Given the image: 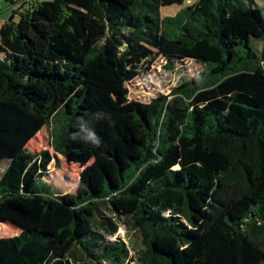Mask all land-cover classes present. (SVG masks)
Wrapping results in <instances>:
<instances>
[{"label":"trees","instance_id":"1","mask_svg":"<svg viewBox=\"0 0 264 264\" xmlns=\"http://www.w3.org/2000/svg\"><path fill=\"white\" fill-rule=\"evenodd\" d=\"M185 1L38 0L1 26L0 220L22 231L0 239V264H264V0L161 18ZM160 56L204 69L130 100ZM53 124L56 156L85 167L78 193L49 181L58 157L29 150ZM117 218L133 255L108 239Z\"/></svg>","mask_w":264,"mask_h":264},{"label":"rangeland","instance_id":"2","mask_svg":"<svg viewBox=\"0 0 264 264\" xmlns=\"http://www.w3.org/2000/svg\"><path fill=\"white\" fill-rule=\"evenodd\" d=\"M38 0H0V27L2 23L8 22L12 17L17 22L20 18L19 13L25 12L32 4ZM197 0H186L183 5H172L162 7L160 9L161 18L175 16L182 8L191 5ZM204 66L192 59L177 60L169 59L160 56L153 63L151 68L142 73L141 76L126 84L128 89V97L130 100L142 103H149L157 96L169 95L174 88L181 83L192 79L201 73ZM255 93L264 101V89L255 88ZM55 124L49 129L43 130L29 145V150L32 153L40 154L43 151H49L51 155H55L54 149L51 146L52 135ZM60 167L56 166L53 161L49 166L51 172L49 181L53 183L63 193H78L79 186L82 179V173L85 167L70 165L62 155H57ZM7 168L6 163H0V180ZM106 217H111L112 212L104 209ZM115 218V217H113ZM116 222L119 225L118 233L115 237H109L110 241L116 239L123 240L131 250V255L134 254L136 245V237L132 232H128L124 227L123 218H117ZM21 228L9 221L0 220V239L17 236L21 233ZM104 233L103 230H99ZM133 245H136L132 247Z\"/></svg>","mask_w":264,"mask_h":264},{"label":"clouds","instance_id":"3","mask_svg":"<svg viewBox=\"0 0 264 264\" xmlns=\"http://www.w3.org/2000/svg\"><path fill=\"white\" fill-rule=\"evenodd\" d=\"M89 136H90L91 138L95 139V138H94V134L90 133Z\"/></svg>","mask_w":264,"mask_h":264},{"label":"crops","instance_id":"4","mask_svg":"<svg viewBox=\"0 0 264 264\" xmlns=\"http://www.w3.org/2000/svg\"><path fill=\"white\" fill-rule=\"evenodd\" d=\"M2 25H3V23H2ZM2 25H1V26H2ZM0 28H1V27H0Z\"/></svg>","mask_w":264,"mask_h":264}]
</instances>
